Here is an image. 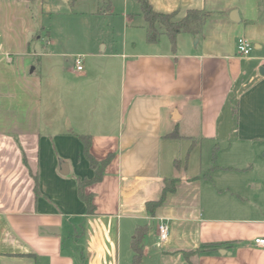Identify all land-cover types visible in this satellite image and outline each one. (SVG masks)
<instances>
[{
    "label": "crops",
    "instance_id": "obj_1",
    "mask_svg": "<svg viewBox=\"0 0 264 264\" xmlns=\"http://www.w3.org/2000/svg\"><path fill=\"white\" fill-rule=\"evenodd\" d=\"M72 2L0 0V264H128L145 225L150 264H264L254 243L264 237V191L248 169L222 154L212 159L219 143L264 139L262 0H149L178 21L189 10L214 19L200 35L180 34L176 46L162 37L102 46L105 54L84 56L80 73L56 60L44 22L72 12ZM241 36L257 49L247 57L238 55ZM54 70L73 110L45 107L44 73ZM54 123L59 131L43 132ZM81 135L92 138L97 160L114 155L103 179L85 188L93 215L79 193L94 177ZM172 178L176 191L152 216L146 204ZM161 223L170 229L165 243ZM199 249L191 262L183 254Z\"/></svg>",
    "mask_w": 264,
    "mask_h": 264
},
{
    "label": "rangeland",
    "instance_id": "obj_2",
    "mask_svg": "<svg viewBox=\"0 0 264 264\" xmlns=\"http://www.w3.org/2000/svg\"><path fill=\"white\" fill-rule=\"evenodd\" d=\"M262 2L264 3V0ZM71 9L72 12L70 13H49L44 21L47 31L50 32L51 50L56 56H60L56 60H60L63 64L69 60V63L66 64L68 68L74 65L75 56H88V53L105 54L102 52V46L108 45L109 49L114 47L115 50H119L124 40L129 43L132 41L146 43L147 41L149 26L143 15L141 5L136 0H129V5L125 0H112L111 2L109 0H73ZM124 12H127L126 14H129L130 17L128 27L124 25ZM211 14L212 16L208 21L214 19L213 13ZM173 21L176 22L178 19L174 17ZM157 28L162 30L160 25H157ZM161 37L163 40L170 41L166 34H162ZM231 37L233 36L230 35L229 38ZM256 50L254 45L252 52ZM54 71L53 73H44L45 107L54 106L62 107L64 110H73L76 106L75 103L73 101L66 103L67 89L60 82L63 78L62 73ZM59 86L60 90H58ZM59 92L61 97L57 96ZM52 98L55 104L52 102L54 105L48 106ZM61 100L63 103L59 106L57 102ZM227 108L229 109L228 105ZM230 116L228 114L229 118ZM54 124V128L44 127L43 132L51 134L59 131L57 129L59 124ZM61 127L63 130V126L60 125L59 128L61 129ZM68 128L67 124L66 129ZM221 154L220 160L225 163L248 169L249 174L256 179L259 192L264 191V139L246 141L242 144L230 141L219 143L212 149V159L217 162ZM184 164L187 166L188 161L185 160ZM132 258L133 256L128 259V264H133ZM142 264H150V262L143 259Z\"/></svg>",
    "mask_w": 264,
    "mask_h": 264
},
{
    "label": "trees",
    "instance_id": "obj_3",
    "mask_svg": "<svg viewBox=\"0 0 264 264\" xmlns=\"http://www.w3.org/2000/svg\"><path fill=\"white\" fill-rule=\"evenodd\" d=\"M34 1V0H27ZM110 2L112 0H109ZM142 8L143 15L148 23V32H147V41L149 43H156L159 41L162 34H166L173 46L177 44V38L180 34H192L200 35L203 31L205 23L212 16L210 12L202 10H189L184 18L179 21H173L176 17V13L173 14H164L156 12L149 0H136ZM157 25H160L161 31L157 28ZM178 132L172 135L178 136ZM82 142L84 143V156L89 161L91 168L94 170V177L91 180L81 181L79 184V193L82 201L87 206V213L93 215L96 211V207L93 203V195L86 194L85 188L93 183L100 182L103 179L105 170L107 166L112 161L114 155L110 154L104 160H97L91 154L92 138L90 136H80ZM216 151L218 149L216 148ZM182 162L177 160L176 167L181 168ZM179 178L165 179L163 182L162 194L159 200L150 201L146 204L147 211L154 216L156 210L163 206L167 196L171 193H174L179 184ZM149 232V226H138L135 230L134 236L131 241V248L133 251V264H142L144 258V239ZM202 249V248H201ZM201 249L197 251H184V256L190 261V257L193 255L202 252ZM203 251H207L206 249ZM191 262V261H190ZM192 264V263H191Z\"/></svg>",
    "mask_w": 264,
    "mask_h": 264
},
{
    "label": "built area",
    "instance_id": "obj_4",
    "mask_svg": "<svg viewBox=\"0 0 264 264\" xmlns=\"http://www.w3.org/2000/svg\"><path fill=\"white\" fill-rule=\"evenodd\" d=\"M251 43L244 37L238 39L237 50L238 54L242 57H247L252 52ZM75 70L80 73L84 71V56L74 57ZM170 235L169 226L166 223H161L158 226V237L161 243H165ZM257 247L264 249V237H258L254 240Z\"/></svg>",
    "mask_w": 264,
    "mask_h": 264
},
{
    "label": "water",
    "instance_id": "obj_5",
    "mask_svg": "<svg viewBox=\"0 0 264 264\" xmlns=\"http://www.w3.org/2000/svg\"><path fill=\"white\" fill-rule=\"evenodd\" d=\"M230 20L232 22H235V23H239L241 21V18L239 16V11L238 10H234L231 12L230 14ZM261 74L264 75V67L261 69ZM61 173L63 175H68L69 174V167H68V164H62V167H61Z\"/></svg>",
    "mask_w": 264,
    "mask_h": 264
}]
</instances>
